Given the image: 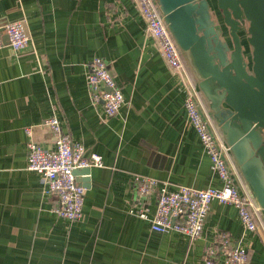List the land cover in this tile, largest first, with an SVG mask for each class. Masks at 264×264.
<instances>
[{
    "label": "crops",
    "instance_id": "1",
    "mask_svg": "<svg viewBox=\"0 0 264 264\" xmlns=\"http://www.w3.org/2000/svg\"><path fill=\"white\" fill-rule=\"evenodd\" d=\"M14 19H24L31 42L0 48V264H202L220 233L231 245L240 240L247 264H264L263 239L245 230L231 204L211 201L198 239L151 229L155 192L145 201L149 219L130 212L138 205L135 175L169 190L222 185L188 123L185 91L133 0H0V26ZM94 57L107 62L124 97L113 116L90 97ZM49 116L87 155L102 158L77 175L88 184L79 220L54 213L55 196L43 194L40 175L26 167L25 128L53 148Z\"/></svg>",
    "mask_w": 264,
    "mask_h": 264
},
{
    "label": "built area",
    "instance_id": "2",
    "mask_svg": "<svg viewBox=\"0 0 264 264\" xmlns=\"http://www.w3.org/2000/svg\"><path fill=\"white\" fill-rule=\"evenodd\" d=\"M144 21L145 33L154 42L169 72L175 76L185 91L184 107L188 123L194 128L205 152L210 159V167L222 182L218 188H196L180 185L169 190L166 184H159L152 177L135 175L136 208L130 212L140 218L149 219L145 201L156 193L155 209L150 218L151 229L157 232L177 231L190 239H198L211 201L233 205L245 230L257 232L264 241V220L239 167L234 161L230 147L210 113L208 102L198 87V80L184 53L178 48L160 11L156 0H133ZM13 51L26 47L31 38L24 19H14L0 26V48L3 36ZM184 56V57H183ZM86 80L93 102H101L106 116L118 113L124 104L123 94L108 70V64L101 57L92 58L87 65ZM44 126L52 132L53 148H45L28 135L27 165L37 172L42 180V192L54 195L56 202L52 211L71 221L82 215L85 187L76 181L74 170L102 166V158L97 153L86 154L83 145L71 140L55 116L43 120ZM217 245L221 249L217 251ZM248 251L237 240L231 245L226 233H220L208 245L202 264H247Z\"/></svg>",
    "mask_w": 264,
    "mask_h": 264
},
{
    "label": "water",
    "instance_id": "3",
    "mask_svg": "<svg viewBox=\"0 0 264 264\" xmlns=\"http://www.w3.org/2000/svg\"><path fill=\"white\" fill-rule=\"evenodd\" d=\"M156 1L264 220V0H215L230 44L213 27L208 0ZM244 22L250 65L239 34ZM89 172L74 170L76 181Z\"/></svg>",
    "mask_w": 264,
    "mask_h": 264
},
{
    "label": "rangeland",
    "instance_id": "4",
    "mask_svg": "<svg viewBox=\"0 0 264 264\" xmlns=\"http://www.w3.org/2000/svg\"><path fill=\"white\" fill-rule=\"evenodd\" d=\"M209 2H210V5L214 8V12L216 14V24L219 27H221L222 38L224 40H226L230 44V39H229V36H228L227 28L224 25L221 13H220V11L218 10V8L216 6V1L215 0H209ZM245 28H246V22H244L243 28L239 31V34H240V37L242 39V43H243V46H244L245 58L247 60V63L250 65V48H249V46L247 44V41H246L247 33L245 31Z\"/></svg>",
    "mask_w": 264,
    "mask_h": 264
},
{
    "label": "flooded vegetation",
    "instance_id": "5",
    "mask_svg": "<svg viewBox=\"0 0 264 264\" xmlns=\"http://www.w3.org/2000/svg\"><path fill=\"white\" fill-rule=\"evenodd\" d=\"M209 1V0H208ZM209 5H210V2H209ZM218 8V7H217ZM219 10V9H218ZM220 11V10H219ZM209 12H210V16H211V19L213 20V22H214V25H213V27L214 28H217V24H216V14H215V12H214V8L210 5V9H209ZM221 13V12H220ZM220 38L221 39H223L222 38V34H221V36H220ZM224 40V39H223Z\"/></svg>",
    "mask_w": 264,
    "mask_h": 264
}]
</instances>
